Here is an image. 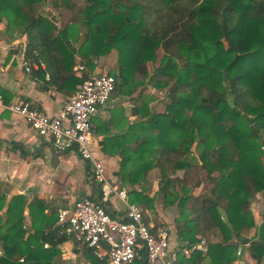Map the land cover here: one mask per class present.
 <instances>
[{"label": "trees", "instance_id": "1", "mask_svg": "<svg viewBox=\"0 0 264 264\" xmlns=\"http://www.w3.org/2000/svg\"><path fill=\"white\" fill-rule=\"evenodd\" d=\"M45 1L68 9L69 23L60 29L39 14ZM74 2L0 0V21L8 33L21 32L23 58L30 68L37 66L31 74L38 80L49 76L45 88L74 94L94 72V60L115 50L117 66L107 73L115 90L129 95L148 83L165 92V111L131 130L142 138L123 155L122 179L134 185L157 168L164 198L171 185L184 184L181 195L172 193L166 203L178 201V232L192 246L198 236L218 230L221 242L207 252L219 255L216 264H229L237 246L228 243L254 227L251 200L264 192V0ZM77 57L83 71L74 72ZM0 95L7 103V94ZM194 146L212 185L197 197L185 180L170 179L190 168ZM6 200L0 190V264H18L20 258L23 264H54L57 246L68 240L56 233L57 215L47 217L41 201L30 203L33 232L27 235L25 198ZM250 253L261 264L264 246L251 244Z\"/></svg>", "mask_w": 264, "mask_h": 264}, {"label": "crops", "instance_id": "2", "mask_svg": "<svg viewBox=\"0 0 264 264\" xmlns=\"http://www.w3.org/2000/svg\"><path fill=\"white\" fill-rule=\"evenodd\" d=\"M40 9L38 6V13ZM24 44L21 32L8 33L6 21H0V90L7 94L6 104L28 102L46 115L55 116L75 93L72 94L69 90L59 92L50 86L45 88L49 76L46 75L42 82L32 75L31 69H38L36 65L27 73L24 69ZM117 60L115 50L96 58L94 73H108L116 68ZM80 63L81 59L77 57L74 72ZM41 68L45 69L44 66ZM168 103L165 92L156 90L148 83L129 95L115 90L108 103L100 107L91 119V152L104 166L109 185L126 190L128 202L140 207L144 222L152 232L164 226L169 229L170 248H174L188 244L176 228L178 201L166 205L171 200L172 193H182L184 184L174 183V180H185L191 193L197 197L207 193L212 187L209 178L206 176L190 183L185 179L189 168L179 170L170 176L174 185H171L164 198L157 168L152 169L144 181L134 185L124 181L120 173L123 155L131 154L137 141L142 138L141 132L132 133L131 130L145 123L152 114L163 113ZM53 152L50 142L38 137L21 117L0 109V190L5 193L7 202L15 196L25 198L23 218L27 235L33 232L27 208L30 203L43 202L46 205L44 214L55 218L59 209L72 208L77 200L97 195L98 188L92 182L88 162L72 151L56 153L60 154L56 159ZM190 152V163H197L198 149L194 146ZM106 206L113 215L119 216L126 209L125 204L115 196L110 198ZM191 206L192 204H188L187 208ZM250 211L254 227L244 230L239 237H234L228 243L237 246L235 259L229 264H257L250 253V246L253 243L264 246V192L256 194L251 200ZM198 239L199 242L205 240L208 247L219 244L221 234L218 230H213L202 237L198 236ZM57 250L54 264H94L91 253L71 240L62 242ZM238 250L241 251L240 255H237ZM192 255L180 256L177 264H216L219 258L216 252L208 253L207 250L193 257ZM261 264H264V259Z\"/></svg>", "mask_w": 264, "mask_h": 264}, {"label": "built area", "instance_id": "3", "mask_svg": "<svg viewBox=\"0 0 264 264\" xmlns=\"http://www.w3.org/2000/svg\"><path fill=\"white\" fill-rule=\"evenodd\" d=\"M24 69L30 72L25 63ZM77 71H83L82 66ZM115 90V80L107 73H92L55 116H48L28 102L6 104L0 95V109L21 117L30 129L50 142L55 153L75 152L88 162L91 179L97 186L95 197L77 200L72 208L59 209L56 233L89 249L104 264H176L180 256L206 252L201 240L192 246L170 248L169 229L160 227L152 232L144 222L142 210L128 202L126 190L109 185L104 166L91 152L93 142L91 119L106 105ZM115 196L125 204L122 216L113 215L106 204ZM45 249L50 248L44 244ZM241 251H237L240 255ZM0 248V257H3ZM18 264L24 263L20 258Z\"/></svg>", "mask_w": 264, "mask_h": 264}, {"label": "rangeland", "instance_id": "4", "mask_svg": "<svg viewBox=\"0 0 264 264\" xmlns=\"http://www.w3.org/2000/svg\"><path fill=\"white\" fill-rule=\"evenodd\" d=\"M74 1H75L74 2L75 6H83L85 4V0H74ZM39 7L41 8L39 13L42 16L53 19L54 21L52 22L54 23V25H56V27H60L61 29L69 23L72 13L68 9H65L64 7H53L52 4L46 1L41 5H39ZM206 176H207L206 172H204L200 168L198 163L193 162V164L190 166L189 170L185 174V179L189 180L190 183H194L196 181L202 180Z\"/></svg>", "mask_w": 264, "mask_h": 264}, {"label": "water", "instance_id": "5", "mask_svg": "<svg viewBox=\"0 0 264 264\" xmlns=\"http://www.w3.org/2000/svg\"><path fill=\"white\" fill-rule=\"evenodd\" d=\"M54 153V158L56 159L60 154H56L55 152Z\"/></svg>", "mask_w": 264, "mask_h": 264}]
</instances>
